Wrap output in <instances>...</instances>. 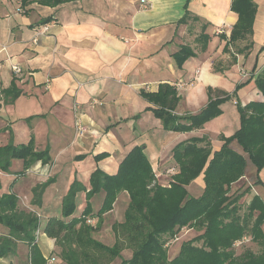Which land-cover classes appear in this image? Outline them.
<instances>
[{"label": "crops", "instance_id": "1", "mask_svg": "<svg viewBox=\"0 0 264 264\" xmlns=\"http://www.w3.org/2000/svg\"><path fill=\"white\" fill-rule=\"evenodd\" d=\"M231 1L0 0V146L32 142L37 150H47L50 159L34 162L24 173L22 161L12 159L7 171L0 169V191L14 192L18 199L22 194L30 203L34 186L50 178L40 207L33 205L38 217L46 219L60 216L62 197L72 182L88 190L95 168L116 173L134 146L143 148L161 183L169 180L164 170L174 163L172 149L179 142L205 137L212 151L220 149L240 125L237 105L264 99L254 78L243 79L241 74L264 68V0H253L249 52L236 53L230 47L234 62L223 51L225 40L215 34L222 27L228 35L237 20ZM44 24L47 31L34 42L35 31ZM202 25L210 36L204 51L194 41ZM183 44L195 53L177 66L172 54ZM12 62L20 67L18 74L11 70ZM161 83L176 88L171 112L180 117L198 114L206 106L209 87L229 97L220 104L221 112L200 127L164 129L153 104L141 94L157 91ZM239 83L243 84L236 88ZM92 98L102 100V105L90 106ZM76 117L87 129L81 136L75 134ZM229 146L242 153L235 140ZM101 153L106 155L95 157ZM249 165L250 187L264 202V167L256 172ZM186 188L192 196L194 191L201 193L202 173ZM123 193L127 199L126 192L118 197ZM79 198L78 215L85 191L76 193L75 203ZM101 201L102 194L91 198L93 210ZM51 205L56 209L46 207ZM0 227V234H6V227ZM36 245L47 264H63L54 252L53 238L39 232ZM0 264H31L28 246L19 242L14 253L0 257Z\"/></svg>", "mask_w": 264, "mask_h": 264}, {"label": "trees", "instance_id": "2", "mask_svg": "<svg viewBox=\"0 0 264 264\" xmlns=\"http://www.w3.org/2000/svg\"><path fill=\"white\" fill-rule=\"evenodd\" d=\"M230 8L237 13V20L228 35L222 32L218 36L225 40L223 51L234 62L236 57L230 47L237 45L234 52L245 55L252 46L256 5L253 0H232ZM204 29L202 25L194 38L201 51L210 38ZM239 41L245 44L240 45ZM194 53L191 45L183 44L172 56L176 65L181 66ZM253 77L256 89L264 97V68L247 79ZM207 92L206 106L198 114L182 117L171 112L177 102L172 84L161 83L157 91L141 94L153 104L164 129L186 131L218 115L220 104L229 97L220 89L209 87ZM237 109L240 125L224 139L220 149L212 151L205 137H192L173 147L174 163L167 168L173 167L175 171L167 183L157 181L143 148L134 146L120 161L116 173L95 168L89 176L88 190L77 181L72 182L62 197L60 217L49 216L43 221L31 208H23L14 192L0 191V224L7 229L6 234H0V257L14 253L17 244L23 242L28 246L29 263L47 264L36 245L38 230L54 239V252L59 263L65 264H264V202L254 194L246 210L239 213L237 203L248 186L229 194L232 184L244 176L247 159L256 172L264 167V99L238 104ZM232 140L242 153L229 146ZM14 158L22 161L20 173L36 161H50L47 150H37L32 142L0 146L1 170L7 171ZM201 173L203 191L198 197L192 196L186 186ZM50 182L48 178L34 186L30 205L40 207L41 195ZM81 190L85 191V204L80 214L73 216L75 195ZM121 192L128 195L123 219L111 223L114 240L105 243L99 238L104 215L113 210ZM96 194H102V201L93 210L91 198ZM185 227H195L201 233L183 241L170 257L168 244ZM244 238H250L247 242H254L258 250L245 248ZM197 241L201 245H195ZM239 247L243 249L236 254L234 249ZM124 250H130L129 257H124Z\"/></svg>", "mask_w": 264, "mask_h": 264}, {"label": "rangeland", "instance_id": "3", "mask_svg": "<svg viewBox=\"0 0 264 264\" xmlns=\"http://www.w3.org/2000/svg\"><path fill=\"white\" fill-rule=\"evenodd\" d=\"M239 44L240 45H243L245 44V42H241L239 41ZM236 48H237V45L234 47H232V49L234 51H236ZM242 70V69H241ZM262 70V69H261ZM261 70L259 72H261ZM259 72H256V73H252L253 76H255L256 74H258ZM242 74V78L245 79L246 77H250L252 74L250 72L247 73L246 76H243V73L241 72ZM254 78V77H253ZM248 160V159H247ZM250 162L248 161V164L247 166L245 167V170H244V173L246 175V180L242 177L241 180H239L238 182L232 184L231 186V189L229 191V194L231 193H237V192H240L242 191L244 188H246L248 186V189L247 191L244 192V194L239 198L238 200V205H239V213H243L245 210H246V206L247 204L249 203L251 197L255 194L252 187H250V185H253V177H252V172L250 171V168H252V165H249ZM24 183V179H22V188L24 189L25 187V183ZM27 190L24 192L26 193L27 195V198L29 199V192H28V188H26ZM191 191V190H190ZM194 196L197 195L196 197L200 196L201 193L200 192H196L194 191ZM200 193V194H199ZM20 194V193H18ZM190 194L192 195V192H190ZM19 202L21 204V206L23 208H26V209H32L34 210V206L30 205L29 201H27L26 197L25 196H22V194H20V199H19ZM81 202V199L79 198L77 203H76V206L74 208V211H73V216L75 215H78L79 213V204ZM127 203H128V198L126 199L125 198V195L124 193L121 194L115 201L114 205H113V211L111 212H108L107 214H105V217L103 219V224H102V230L101 232L99 233V238L105 242V243H112L113 240H114V236H112V233H111V229H110V225L112 222L114 221H121L123 219V212H124V209L126 208L127 206ZM93 204H95V200L93 201ZM48 209L50 210H53V209H56L55 207H53L52 205L51 206H46ZM45 208V209H47ZM61 216V215H60ZM58 216V217H60ZM43 221H45V217H43ZM3 226V225H2ZM0 230L3 232V228L0 227ZM199 233H201V230H198L196 229L195 227L194 228H189V227H185L184 229L180 230L179 233H177V237L178 239L177 240H172L169 242L168 244V247H167V252H168V255L171 257L172 255H174L176 253V251L178 250V247L179 245L185 241V240H188L190 238H193L195 237L196 235H198ZM247 240L244 241L245 244L243 246H245V248H250L251 250L253 251H257L258 250V247L257 245L254 243V242H247L248 240H250V238H246ZM201 242L197 241L195 242L194 244L195 245H201L200 244ZM242 246V247H243ZM242 247H239V248H235L234 251L236 254H239L241 252V250L243 249ZM124 255L130 253V250H124ZM63 264H65L63 262Z\"/></svg>", "mask_w": 264, "mask_h": 264}, {"label": "built area", "instance_id": "4", "mask_svg": "<svg viewBox=\"0 0 264 264\" xmlns=\"http://www.w3.org/2000/svg\"><path fill=\"white\" fill-rule=\"evenodd\" d=\"M48 29V24H44L42 25L41 27H39L36 31H35V35H34V38H33V41L36 42L37 39H38V36L42 35L43 32L47 31ZM222 32H225V29L222 28V27H218L216 30H215V34L218 35ZM0 67H1V64H0ZM10 68L11 70L14 72V73H19L20 72V67L18 66L17 63L15 62H12L10 63ZM243 73V76H246L247 73L246 72H242ZM178 87H181L182 86V83H178L177 84ZM89 105L90 106H98V105H102V100L98 99V98H92L90 99L89 101ZM77 105L74 106V109L77 110ZM85 131H87L86 127L80 122L79 120V117H76L75 118V134L77 136H81ZM175 169L173 167H170V168H166L165 169V173L168 174V176L172 175L174 173ZM156 177H157V174H156ZM90 223L91 224H94L95 223V220L94 219H91L90 220ZM38 234V230H36V235ZM178 237L176 236L174 238V240H177ZM247 239L244 238V241H246ZM239 242H237L238 244Z\"/></svg>", "mask_w": 264, "mask_h": 264}]
</instances>
